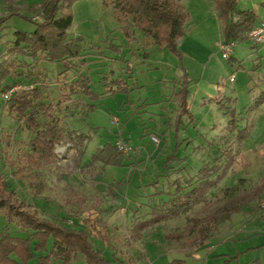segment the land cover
<instances>
[{
	"label": "rangeland",
	"instance_id": "rangeland-1",
	"mask_svg": "<svg viewBox=\"0 0 264 264\" xmlns=\"http://www.w3.org/2000/svg\"><path fill=\"white\" fill-rule=\"evenodd\" d=\"M20 1L36 6L43 2ZM182 5L188 19L180 43L196 42L200 62H191L180 50L181 57H176L151 43L138 30L128 42L112 10L104 8L101 0H78L71 6L73 21L68 38L81 41L68 79L87 75L92 90L102 96L94 102V112L84 120L78 117L70 126L82 132L91 130L86 156L95 146L113 143L118 138L128 142L132 153H140L135 160L130 159L137 163L107 166L102 174L93 176L83 174L68 152L60 167L48 175L42 196H33L6 166V159L16 157L31 134L9 116L4 99L0 98V175L10 189L36 208L40 217L51 221L68 216L67 223L71 224L76 217H86L92 209L103 211L111 207L104 215L110 226V242L97 244L110 264H171L173 260H184L185 264H264V247L258 245L264 242V234L257 232L262 225L256 220L257 214L245 211L235 215L194 259L185 258L179 244L170 239L182 229V220L150 228L144 225L142 229L135 225L134 219L142 221L144 217L147 197L153 194L155 174L166 171L167 157L175 154L187 157V163L194 169L198 164L195 148L215 137L224 138L231 121L248 132L239 148L243 154L232 169V174L239 172L235 180L245 178L255 185L264 177V103H259L264 93V44H254L250 38L229 44L232 49L229 62L222 51L220 23L213 3L183 0ZM237 8L253 11L258 22L264 20V0H240ZM35 11L36 8L22 9L1 26L0 54L7 42L14 40L16 31L35 29L29 20ZM186 48L191 50L189 46ZM48 68L52 80L57 67L51 64ZM118 81L124 82L126 89ZM180 89L188 92L187 113L179 107L175 96ZM112 118L118 122L112 123ZM152 136L160 143L156 144ZM233 136L230 135V140L238 147ZM7 137L11 138V149ZM65 148L59 147L57 153L62 156ZM158 184L165 185V179L160 178ZM137 208L139 213L133 219L132 213ZM2 233L20 238L28 234L16 220L9 221L0 212ZM36 260L35 257L24 264H37ZM70 264L85 261L77 254Z\"/></svg>",
	"mask_w": 264,
	"mask_h": 264
},
{
	"label": "trees",
	"instance_id": "trees-1",
	"mask_svg": "<svg viewBox=\"0 0 264 264\" xmlns=\"http://www.w3.org/2000/svg\"><path fill=\"white\" fill-rule=\"evenodd\" d=\"M76 1L43 0L36 6L20 0H0V28L20 10L37 9L29 17L35 29L16 31L14 40L7 42L0 54V98L15 87L22 88L4 99V109L31 134L20 147L19 154L6 159V166L36 197L45 192L48 175L60 167L68 152L83 174L93 176L102 174L107 166L133 165L137 162L132 163L130 159L135 160L140 155L131 152L133 148L126 140L121 142L117 138L113 143L95 146L86 156L92 140L91 130L87 133L70 126L71 122L79 120L78 117L84 120L94 112V102L102 96L92 90L87 75L78 74L68 79L72 60L79 56L78 43L81 41L80 38H68L73 21L71 6ZM210 1L220 23L222 45L249 40V33L261 23L253 11L237 8L240 0ZM101 2L104 8L112 10L128 42L138 30L151 43L181 57L178 48L188 19L183 0ZM227 60L231 62L232 56ZM51 64L57 67L52 80L48 68ZM184 82L187 85L185 76ZM121 84L124 86L121 88L126 89L124 82ZM187 93L180 89L175 94L179 107L186 113ZM259 103H264V93ZM230 135H234L238 147L230 140ZM247 135L245 128L239 129L231 121L229 133L224 138L215 137L206 141V145L195 148L198 164L194 169L187 163V157L176 154L167 157L166 171L155 174L153 194L147 197L142 221L134 219L139 213L138 208L132 213L135 225L142 229L144 225L154 227L182 220V229L170 239L179 244L185 258H191L208 247L235 215L247 211L250 215L264 217V209L260 207L264 200V177L254 185L245 178L235 180L238 171L232 174L239 155L243 154L239 148ZM152 138L157 140L156 144L160 143L157 137ZM120 144L130 150L124 152ZM10 145L11 138L7 137V146L11 149ZM59 147H67L62 156L57 153ZM160 178L165 179V185L158 184ZM109 209L111 207L103 208V211L92 209L86 217H76L71 224L67 223L68 216L61 221H51L40 217L36 208L10 189L0 175V212L9 221L16 220L19 228L28 233L25 238L7 233L0 235V264H24L35 257L37 264H70L77 254L82 255L85 264H110L103 250L97 247L98 243L106 245L111 239L109 223L104 219ZM171 264H185V261L173 260Z\"/></svg>",
	"mask_w": 264,
	"mask_h": 264
},
{
	"label": "built area",
	"instance_id": "built-area-1",
	"mask_svg": "<svg viewBox=\"0 0 264 264\" xmlns=\"http://www.w3.org/2000/svg\"><path fill=\"white\" fill-rule=\"evenodd\" d=\"M250 40L254 43V44H264V23H260L258 27L255 28V30L252 31V33L249 36ZM222 51L223 54L225 56L226 59H228L229 57H231L232 54V49H231V45H223L222 47ZM234 81V77H231L230 82ZM22 89L21 87H15L14 89H12L11 91H8L5 95H3V99H9L11 94L16 91V90H20ZM118 121L116 118H112V123L116 124ZM155 142H157V140L153 139ZM120 149H122L124 152H128L130 149L129 148H125L124 146H122L121 144L119 145ZM260 207L262 209H264V200H262L260 202Z\"/></svg>",
	"mask_w": 264,
	"mask_h": 264
},
{
	"label": "crops",
	"instance_id": "crops-1",
	"mask_svg": "<svg viewBox=\"0 0 264 264\" xmlns=\"http://www.w3.org/2000/svg\"><path fill=\"white\" fill-rule=\"evenodd\" d=\"M256 15V14H255ZM257 16V15H256ZM261 23H264V20H261L260 21ZM191 47V50H189L188 48L186 47ZM179 50L181 52L184 53V55H186L187 57H189V59H191L190 61L191 62H200V59L199 57L197 56L196 54V51L198 50V46H197V43L194 42V41H191L190 43H185V42H182L180 43L179 45ZM256 220H260V223H262V225H260L257 229V232L258 233H261V234H264V217H259V215L257 216V219ZM260 247H264V242H261L260 244H258ZM198 253V252H197ZM196 253V254H197ZM196 254H194L191 258L194 259V257L196 256ZM185 257V256H184Z\"/></svg>",
	"mask_w": 264,
	"mask_h": 264
}]
</instances>
